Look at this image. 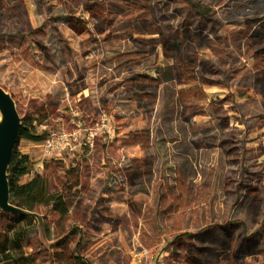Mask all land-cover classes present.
Here are the masks:
<instances>
[{"label": "rangeland", "instance_id": "1", "mask_svg": "<svg viewBox=\"0 0 264 264\" xmlns=\"http://www.w3.org/2000/svg\"><path fill=\"white\" fill-rule=\"evenodd\" d=\"M216 1L0 0V86L37 134L73 135L54 155L18 141L22 182L42 174L69 209L0 212L1 248L28 230L18 264H264L261 97L203 86L216 49L188 42L248 14Z\"/></svg>", "mask_w": 264, "mask_h": 264}, {"label": "flooded vegetation", "instance_id": "2", "mask_svg": "<svg viewBox=\"0 0 264 264\" xmlns=\"http://www.w3.org/2000/svg\"><path fill=\"white\" fill-rule=\"evenodd\" d=\"M192 10H198L200 16H206L208 7L204 3L193 5L187 1ZM215 10L224 8L233 14L248 11L247 16L239 23L223 24L218 21L214 23L216 27V40L210 36L199 35L202 29H198L194 36L188 39L189 45H199L201 47H215L217 55L215 58L219 64L214 68L211 75H205L203 86H219L227 90L228 96H252L261 97V102L257 103L259 114L254 115L251 126L264 129V0H217ZM212 9L213 7L210 6ZM211 14L212 10L208 11ZM209 13V14H210ZM217 16L218 13H215ZM192 29V26H189ZM213 40V41H212ZM206 56V55H205ZM210 58V57H209ZM228 73L224 74V71ZM211 76V77H208ZM225 77V78H224ZM235 116V115H233ZM236 117H239L238 115ZM228 118V117H227ZM232 237H234V233ZM252 245L250 241L245 242ZM240 261V260H237Z\"/></svg>", "mask_w": 264, "mask_h": 264}, {"label": "trees", "instance_id": "3", "mask_svg": "<svg viewBox=\"0 0 264 264\" xmlns=\"http://www.w3.org/2000/svg\"><path fill=\"white\" fill-rule=\"evenodd\" d=\"M47 138L45 133L37 134L35 127L27 126L24 121H22L19 140L25 139L33 143L42 144ZM31 166L32 161L30 157L18 151L17 144L8 171L11 204L22 210L36 214H38V208H48L57 214L59 219H64L69 213L68 206L61 193L51 192L49 181L45 176L36 174L30 181L25 183L22 182V179L29 175ZM0 212L8 219H12L15 223L27 221L31 224L38 219L37 217L14 215L2 210H0ZM27 233L28 230L26 228L13 231L11 241L12 250L6 245H4V248L0 246V264L2 262H12L16 264L26 262L27 259L24 254H22V243L27 238Z\"/></svg>", "mask_w": 264, "mask_h": 264}, {"label": "water", "instance_id": "4", "mask_svg": "<svg viewBox=\"0 0 264 264\" xmlns=\"http://www.w3.org/2000/svg\"><path fill=\"white\" fill-rule=\"evenodd\" d=\"M0 210L14 215L37 217L33 212L15 207L10 202L8 171L14 149L19 141L22 119L14 98L0 86Z\"/></svg>", "mask_w": 264, "mask_h": 264}, {"label": "built area", "instance_id": "5", "mask_svg": "<svg viewBox=\"0 0 264 264\" xmlns=\"http://www.w3.org/2000/svg\"><path fill=\"white\" fill-rule=\"evenodd\" d=\"M72 136L65 132L52 133L42 143V147L48 155L60 154L69 145L68 138Z\"/></svg>", "mask_w": 264, "mask_h": 264}]
</instances>
